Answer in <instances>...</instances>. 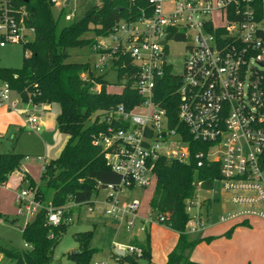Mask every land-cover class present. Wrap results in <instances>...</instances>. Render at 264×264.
Wrapping results in <instances>:
<instances>
[{
	"label": "built area",
	"instance_id": "1",
	"mask_svg": "<svg viewBox=\"0 0 264 264\" xmlns=\"http://www.w3.org/2000/svg\"><path fill=\"white\" fill-rule=\"evenodd\" d=\"M66 1L49 0V4L61 7ZM147 1L148 12L143 10L133 21L116 24L107 36L110 45L96 43L93 47L99 57L98 69L110 64L115 71L121 56L129 59L135 69L132 87L141 102L129 111L120 105L98 118L107 128L99 132L95 144L104 150L121 181L106 186L110 194L104 198L94 197L89 211H101L102 205L104 215L122 223L127 231L147 233L150 215L140 217L139 201L122 203L118 196L134 187L152 186L159 158L189 161V146L179 126L189 138L207 146L195 155L197 167L219 163V178L214 183H220L228 209L217 223L264 221V12L258 0ZM6 4L7 0H0V47L24 41L27 32L33 34L9 14ZM172 44L184 50L181 75L169 60ZM166 78L175 86L171 95L176 100V127L155 101L158 85ZM13 94L18 95L0 78V106L26 114L28 129L40 133L39 116L18 107L21 103L17 101L12 103ZM110 158L114 160L109 162ZM201 186L197 182L196 190ZM37 192L30 185L15 192L18 216L31 219L45 210L51 227L72 221L71 207H45ZM193 207L197 213L190 216L185 233L201 237L213 224L202 217L201 204L193 203ZM158 218L161 223L162 217ZM115 247L124 255L141 256L143 252L135 245Z\"/></svg>",
	"mask_w": 264,
	"mask_h": 264
},
{
	"label": "trees",
	"instance_id": "2",
	"mask_svg": "<svg viewBox=\"0 0 264 264\" xmlns=\"http://www.w3.org/2000/svg\"><path fill=\"white\" fill-rule=\"evenodd\" d=\"M258 4L264 12V0H258ZM6 6L17 22L22 21L26 29L32 30L33 39L23 44L22 67L15 70L0 68V78L9 83L23 103L34 106L57 104L56 126L67 137L59 156L50 160L41 173L45 188L53 190L50 205L54 209L66 203L91 205L102 189L108 185L116 186L121 181V177L111 170L104 150L95 144L99 132H105L107 128L106 124L98 122V118L120 105L129 111L141 102V98L132 87L135 69L126 56H121L117 64V81L109 84L104 76L95 77L88 63L67 62V51L85 46L93 48L97 41L83 38L86 33H92L95 38H107L118 22L133 21L141 11L148 12V1L100 0V5L87 10L80 20L60 28L59 17L63 14L55 18L49 0H7ZM172 84L168 78L160 82L155 101L166 109L170 125L176 127V100L171 95L175 86ZM97 85L100 86L98 91L94 90ZM111 85L122 88L119 92H111L107 90ZM178 131L189 146L190 159L187 163L166 158L155 162L150 208L162 217V225L178 234L166 264H199L191 262L189 255L200 242L212 238L188 240L185 233L190 219L187 209L193 207L197 182L202 183V190L212 189L214 181L219 178V163L210 162L197 167L195 155L207 146L189 138L183 127L178 126ZM21 159L22 156L13 150H0L1 185H5L16 172L23 177V182L34 185L21 170ZM37 189L42 201L43 193L39 187ZM46 221V211L41 210L21 229L22 240L29 250L18 251L0 245V254L10 258L13 264H51L53 251L67 224L51 227ZM233 228L225 235L230 236ZM92 235L93 231H85L73 236L79 245V253L73 256L75 264L87 263L90 259L94 251L89 246ZM135 243L142 248V255L119 256L120 260L131 264H138L136 259L150 261L149 237L142 243Z\"/></svg>",
	"mask_w": 264,
	"mask_h": 264
},
{
	"label": "rangeland",
	"instance_id": "3",
	"mask_svg": "<svg viewBox=\"0 0 264 264\" xmlns=\"http://www.w3.org/2000/svg\"><path fill=\"white\" fill-rule=\"evenodd\" d=\"M100 0H70L68 5L63 4L61 7H52L55 18L59 17L58 27L70 24L80 20L84 13L93 6H99ZM66 16H70L67 21ZM26 38L22 42L7 43L0 47V68L20 69L24 57L23 44L33 39V34L25 33ZM83 38H94L97 43L110 45L108 38H95L88 32ZM69 57L67 62L88 63L93 75L104 76L105 81L114 84L117 81L116 72L107 68L98 69L99 57L93 51V48L85 46L82 48H71L67 51ZM184 50L180 45H170L169 60L174 64V72L178 75L182 73ZM86 79V75L83 76ZM99 85L94 90L98 91ZM108 91L119 92L121 87L111 85L107 87ZM21 103L19 95L13 94L11 102ZM19 107V106H18ZM0 110V150L2 152L14 151L22 156L20 168H23L32 176L31 182L39 186L40 193H43L42 205H50L53 196L51 188H45L41 180V171L43 166L50 160L56 159L63 149L67 137L61 134L56 126V118L59 113L57 104L50 105L49 109L42 111V123L40 133H35L28 129L26 119L22 116L12 117L13 111H9L6 106ZM43 109V108H42ZM11 114V115H10ZM92 121V120H91ZM45 125V129L43 127ZM44 130V131H43ZM114 159L110 158L109 162ZM19 173H13L9 181L15 185L19 182L20 188L27 187L28 184L23 182L21 176L18 181ZM29 182V181H28ZM22 183V185H20ZM14 186V185H13ZM32 187H36L33 185ZM153 185L143 189L134 187L131 190H125L118 196L120 202L137 200L140 203L138 215L140 217L149 216L151 226L148 227L147 233L129 232L119 221L113 220L104 215V207L99 205L101 211H89L90 205L75 206L73 203H66L63 207H71L72 221L65 225L66 228L61 234L59 243L53 251V262L51 264H75V258L71 255L78 252L79 245L74 241L73 236L78 232L93 231L90 241V248L94 249L87 263L78 264H131L130 262L121 261L114 254L115 245L123 248L130 245L142 243L146 237H149L150 261L136 259L138 264H166L167 256L174 249L177 243L178 235L173 231L166 229L159 222L158 214L150 208V199L153 192ZM110 194L107 189H102L97 198H104ZM93 202V200H92ZM194 204H201V213L204 219L208 218L213 227L208 229L203 238H212L203 240L190 253L189 260L199 264H264V221L259 219H250L248 226H236L233 228L230 236L225 235L226 231L233 225H219L218 218L228 207L227 196L222 192L219 182L214 183L211 190L197 189ZM0 245L13 248L18 251L29 250L28 245L24 243L21 236V229L26 221L30 219L25 216H18L16 213V204L14 202L13 191L8 189L0 191ZM189 216L197 213L195 207L187 209ZM229 228V229H228ZM189 241L195 240L194 235L187 236ZM121 250V249H120ZM0 264H13V261L0 254Z\"/></svg>",
	"mask_w": 264,
	"mask_h": 264
},
{
	"label": "crops",
	"instance_id": "4",
	"mask_svg": "<svg viewBox=\"0 0 264 264\" xmlns=\"http://www.w3.org/2000/svg\"><path fill=\"white\" fill-rule=\"evenodd\" d=\"M2 107L3 106H0V110H3V111H5V109H2ZM19 107H22V109H27L29 112H30V110H32V113L33 114H36L37 116H39V118H40V125H41V123H42V118H41V112L42 111H46V110H48L49 109V107H50V105H45V104H42V105H38V106H34V105H31L30 103H24V105L22 104V102H21V104L19 105ZM43 108V109H42ZM9 110V109H8ZM10 111V110H9ZM12 112V111H11ZM13 114H15V115H13L12 117H16V116H18V118H20V116H22V117H24L25 119H26V114H23V113H14L13 112ZM11 115V114H10ZM26 121V120H25ZM43 127H44V129H45V125L43 124ZM44 131V130H43ZM45 166V165H44ZM44 166H43V168H44ZM23 170H24V172L29 176V177H31V179H32V176L30 175V173L26 170V168L24 167L23 168ZM43 170V169H42ZM41 173H42V171H41ZM20 176V175H19ZM19 178L20 177H18V181H19ZM26 184H28L29 182L27 181V182H25ZM32 184H34L33 182H31ZM14 185V186H13ZM20 185H22V183L20 184ZM29 185V184H28ZM36 187H39L38 185H36V184H34ZM21 186H19V182L15 185L14 183H11L9 180H8V182L5 184V185H3L2 186V188L0 189V191H4V190H8V189H10V190H12L13 191V195L15 194V192L20 188ZM227 209H228V207H227ZM226 209V210H227ZM1 212V211H0ZM2 213V212H1ZM25 225V224H24ZM151 226V225H150ZM227 226H230V225H227ZM236 226H248V222H244V223H241V224H237V225H233V227H236ZM166 229H169L170 230V228H167L166 226H164ZM233 227H231V228H233ZM229 229V228H228ZM230 230V229H229ZM229 230H227V231H229ZM226 231V232H227ZM176 233V232H175ZM177 234V233H176ZM178 235V234H177ZM201 238H203V236H201ZM205 239V238H204ZM177 240H178V237H177ZM118 245V244H117ZM116 245V246H117ZM137 246V245H136ZM115 250H117V248L115 247ZM114 254L116 255V256H118L119 257V255H117L116 253H115V251H114ZM124 256V255H123ZM191 261V260H190ZM192 262V261H191Z\"/></svg>",
	"mask_w": 264,
	"mask_h": 264
},
{
	"label": "water",
	"instance_id": "5",
	"mask_svg": "<svg viewBox=\"0 0 264 264\" xmlns=\"http://www.w3.org/2000/svg\"><path fill=\"white\" fill-rule=\"evenodd\" d=\"M25 2H28V0H25ZM69 2H70V0H67V1L65 2V5H68ZM78 253H79V252H73L71 255L74 256V255H76V254H78ZM115 253H116L117 255H119V256H123V255H124L123 251L115 250Z\"/></svg>",
	"mask_w": 264,
	"mask_h": 264
}]
</instances>
